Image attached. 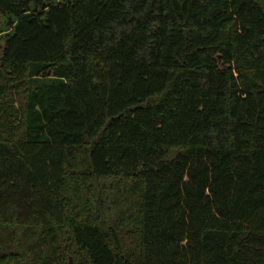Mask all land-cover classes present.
<instances>
[{
  "label": "trees",
  "instance_id": "trees-1",
  "mask_svg": "<svg viewBox=\"0 0 264 264\" xmlns=\"http://www.w3.org/2000/svg\"><path fill=\"white\" fill-rule=\"evenodd\" d=\"M0 17V264H264V0Z\"/></svg>",
  "mask_w": 264,
  "mask_h": 264
},
{
  "label": "rangeland",
  "instance_id": "rangeland-1",
  "mask_svg": "<svg viewBox=\"0 0 264 264\" xmlns=\"http://www.w3.org/2000/svg\"><path fill=\"white\" fill-rule=\"evenodd\" d=\"M10 32H12V28L7 23V17H0V50H1V46L4 41L5 35Z\"/></svg>",
  "mask_w": 264,
  "mask_h": 264
},
{
  "label": "water",
  "instance_id": "water-1",
  "mask_svg": "<svg viewBox=\"0 0 264 264\" xmlns=\"http://www.w3.org/2000/svg\"><path fill=\"white\" fill-rule=\"evenodd\" d=\"M69 264H74L72 257H70V259H69Z\"/></svg>",
  "mask_w": 264,
  "mask_h": 264
}]
</instances>
